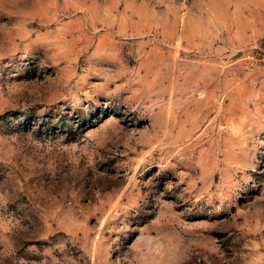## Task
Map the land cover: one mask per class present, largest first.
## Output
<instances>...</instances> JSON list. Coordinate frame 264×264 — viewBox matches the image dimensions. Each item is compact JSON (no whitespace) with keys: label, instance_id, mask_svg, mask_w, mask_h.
I'll return each instance as SVG.
<instances>
[{"label":"rangeland","instance_id":"rangeland-1","mask_svg":"<svg viewBox=\"0 0 264 264\" xmlns=\"http://www.w3.org/2000/svg\"><path fill=\"white\" fill-rule=\"evenodd\" d=\"M264 0H0V264H264Z\"/></svg>","mask_w":264,"mask_h":264},{"label":"built area","instance_id":"built-area-1","mask_svg":"<svg viewBox=\"0 0 264 264\" xmlns=\"http://www.w3.org/2000/svg\"><path fill=\"white\" fill-rule=\"evenodd\" d=\"M243 66L247 72L259 71L264 74V47L253 48L243 56Z\"/></svg>","mask_w":264,"mask_h":264}]
</instances>
